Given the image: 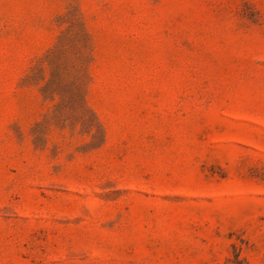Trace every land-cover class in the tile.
<instances>
[{
    "label": "rangeland",
    "instance_id": "374dc122",
    "mask_svg": "<svg viewBox=\"0 0 264 264\" xmlns=\"http://www.w3.org/2000/svg\"><path fill=\"white\" fill-rule=\"evenodd\" d=\"M0 264H264V0H0Z\"/></svg>",
    "mask_w": 264,
    "mask_h": 264
}]
</instances>
